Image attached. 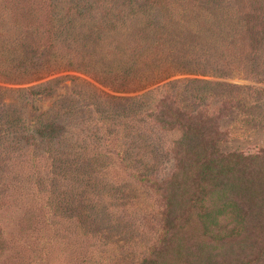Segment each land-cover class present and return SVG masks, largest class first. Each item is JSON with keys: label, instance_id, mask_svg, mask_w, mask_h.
Returning <instances> with one entry per match:
<instances>
[{"label": "rangeland", "instance_id": "1", "mask_svg": "<svg viewBox=\"0 0 264 264\" xmlns=\"http://www.w3.org/2000/svg\"><path fill=\"white\" fill-rule=\"evenodd\" d=\"M229 11L247 23L255 40L250 54L240 55L243 68H218L217 77L174 72L176 57L220 64L217 38L201 32L192 41L185 34ZM159 40L163 52L155 44L151 54L168 60L162 74L146 77L154 66L144 65L137 49ZM191 78L229 84L240 95L218 103L213 98L224 90L209 87L205 95L214 94V108L199 112L196 128L208 134L199 144L205 153L218 150L230 160L220 172L237 178L229 193L248 207L245 224L231 237L227 217L206 231L197 221L193 192L197 184L208 187L199 167L173 170L172 142L191 134L189 120L197 114L186 94L174 100L165 95L161 106L156 89ZM8 119L21 137L17 152L3 146L17 156L0 165V264H142L166 213V198L161 201L155 188L171 197L166 264H264V0H0V122ZM113 133L119 144L107 140ZM42 134L57 136L58 147L44 143ZM6 139L0 137V144ZM114 145L122 164L112 154ZM86 149L109 152L96 159L77 156L86 178L94 180L76 182L65 170L60 187L47 189L54 167L69 166L70 156ZM27 151L41 156V167L35 158L27 161ZM172 171L174 183L167 179ZM137 172L165 181L152 188L133 178ZM29 188L34 194H26ZM80 189L98 204L87 201L77 211Z\"/></svg>", "mask_w": 264, "mask_h": 264}, {"label": "trees", "instance_id": "2", "mask_svg": "<svg viewBox=\"0 0 264 264\" xmlns=\"http://www.w3.org/2000/svg\"><path fill=\"white\" fill-rule=\"evenodd\" d=\"M212 2V0H205V2ZM234 1V0H233ZM154 5H157L155 2H153ZM226 8V7H225ZM199 11V10H198ZM205 12V11H204ZM234 12V11H233ZM232 11L226 12V14L222 17L218 16L214 18V16L211 17L213 20L212 23L206 24L203 22V24H199L200 26L196 27L198 30L194 31L192 33L188 32V29H186L187 34L189 35V38L193 40H198L196 36L200 35L199 33L203 32V34L206 36H213L214 38H217L218 41L221 43L217 45L214 52V57L217 60V62H220L218 65H213L211 61H208L207 59H201L199 58H193L191 61H181L182 57L173 59V66L176 67L177 74L185 73L190 76H202V77H217L220 74L218 73V68L220 70H229V68H236L237 70L241 67V60L242 58H246L247 55L250 54L251 47L248 45L255 44L254 36H252L251 31L248 27L247 29V23L243 25L239 18H236L235 15H233ZM207 13V12H205ZM196 15V14H195ZM235 16V17H234ZM214 18V19H213ZM207 22V21H206ZM208 23V22H207ZM204 27H203V26ZM188 28V27H187ZM201 29L202 31H199ZM212 30V31H209ZM215 30V31H213ZM223 30V31H222ZM221 31V33H219ZM201 34V35H203ZM220 34V35H219ZM196 35V36H195ZM203 35V36H204ZM207 38V37H206ZM222 39V40H221ZM160 43V45H159ZM149 41L141 45V48L137 49V57H140V61L142 60V63L144 65H150L154 66L151 67L153 71L150 73L147 72L146 77L151 76L153 72L155 74L159 75L162 74V67L164 66V61H167L168 58H165L164 55L162 56V59L157 58L156 55L153 56L151 54L152 46L155 44H158L159 49L161 47V52H163L162 48L164 46L163 41ZM225 46L227 48H221L219 47ZM256 52L253 46V52ZM242 55V58L240 57ZM256 56V53H255ZM226 57H231V59L236 58L238 62L236 61L237 65H234L235 62L232 60L229 63L226 62ZM233 57V58H232ZM222 63V64H221ZM150 67H146V69H149ZM231 71V70H230ZM167 76H165L166 78ZM162 79V78H161ZM181 84H186L187 87L182 88L183 86H180ZM213 85V86H211ZM172 86V87H171ZM218 87L220 89H223V94L219 95L218 97L213 98L214 94L212 93H206L208 92L209 87ZM231 85L224 84V83H217V82H210L205 79H199V78H191V79H184V80H178V81H171L167 84H164L157 88L156 91L159 93L161 106L162 103H164V100L167 99V97H171L172 100L176 99V97H180V94H186L188 96V99L192 100V104L195 106L194 114H197V117H194L192 120H189V126L188 130L191 131V134L182 133L180 137L172 142L171 147V154L173 158V170H182L184 167H190L192 165H197L200 169L199 175L203 176L204 179H200L201 182L208 183L204 186L197 184L196 185V191L193 192L194 198L193 202L196 204L198 214L196 215L197 221L201 224L202 228L206 231L210 227H218L219 224V218L227 217L230 219L231 229L229 231V237H231V233L236 232V228H238L241 225H244L247 217L246 210L248 211V207L245 206V203L230 195L229 192L231 190H234L235 183L234 181L237 180V178L233 175L230 176H224L223 172H220V169L222 166H227V156L222 155L220 153H217L218 150H213L209 154L205 153V148L200 147L201 142H205V140L208 139V134L204 133H198L196 132V128L201 123L199 120L201 118V114L199 112H205L207 109L212 110L214 108V104H212L211 99H216L219 102L218 103H227V102H234L235 97H240L238 94H234L230 88ZM233 87V86H231ZM239 88V87H238ZM174 89L173 92L171 90ZM170 93V95H169ZM167 95V97L165 96ZM179 95V96H178ZM205 101V103L200 108L201 102ZM129 105V104H128ZM127 105V107H129ZM133 112V111H131ZM3 126L6 127L5 130H0V137L9 138V140H5L7 143L0 144V165L8 164L10 161H13L15 156L17 154H12L8 148H4L3 146H9L10 149L17 152V149L19 147V144L17 142L19 141V138L21 137L19 135V131L17 127L15 126V121L12 119H8L5 124L3 122H0V127ZM35 130V129H33ZM35 133L36 132H32ZM43 138H41L44 143H54L56 144V148L58 147V142H60L59 138L56 136L51 139V137H48L44 134ZM110 137H107V140L113 141L117 144L121 140L117 134H111ZM42 137V136H41ZM47 140V142H46ZM52 140V141H51ZM56 141L57 143H55ZM11 143V144H10ZM215 146V142L212 143V147ZM32 149V145H30ZM200 150H199V149ZM112 154L115 157V159L119 163H123V154L120 153V151L116 150V147H112ZM43 154H46V151H42ZM29 152L25 154L27 161L29 158L33 159L35 158L38 160V165H40V159L41 156L36 154L32 151L31 156L28 155ZM103 154L107 155L109 152L105 151L100 153L99 151H88L86 149L85 151L76 152L74 155L70 156V164L69 166H64L63 164H58L59 166L54 167V169L51 171L49 175L52 176V181L47 183V189L51 187V185L60 187V183L64 180L61 179L59 176L60 172H64L65 170L68 171L69 177H75L76 182H81L83 179H87L89 182H92L94 178H86L87 177V170L86 168L81 166L83 164L80 159L77 157L78 155L84 157L85 159H96V157H105ZM228 157H234L236 159H245L242 155H234L229 154ZM62 157H60V160ZM46 160H51V156L47 155ZM25 161V158L23 159ZM43 162V161H42ZM42 164V163H41ZM41 167V165L39 166ZM233 167V166H232ZM51 170V169H50ZM57 170V173L54 171ZM238 173V171L235 170V168H231V171ZM68 177V178H69ZM176 172L172 171V174L168 176L167 179L172 181L173 183L176 181ZM133 178L137 182H143L145 184H148L150 187L153 188V186L158 182L159 184H162L164 180H155L154 178L147 176V175H141L138 172L133 174ZM68 181V179H67ZM153 185V186H152ZM172 185V184H170ZM52 186V187H53ZM157 186H159L157 184ZM51 187V188H52ZM82 188H86L85 185H81ZM28 192L26 194L32 195L34 194L31 192L32 189H27ZM161 189L155 188L154 192L157 194V196L160 197L161 201H165V214H162L163 217H159V232L153 241V244L148 247L147 253L142 258V264H166V262L163 261L164 259V253L165 249L167 247V244H170L173 241V235L170 231L169 223H168V217L170 215V205L171 204V197L168 193H163L160 191ZM48 192V191H47ZM79 197H77V203L75 204L77 211H80L81 204H87V201L91 204H98L99 201H93L91 200L86 194L85 191H81L79 193ZM88 198V199H87ZM86 199V200H85ZM30 201V200H29ZM60 201V200H59ZM56 197H54V202H59ZM84 203V204H83ZM91 204V206H92ZM60 204H56L55 208H58ZM90 207V206H89ZM54 209V208H53ZM55 233V231H54ZM227 236H224L222 238H229ZM56 240V236L53 237L52 240ZM216 240V239H214ZM218 241H222L224 239H217ZM56 242V241H54ZM51 243H47V245H50Z\"/></svg>", "mask_w": 264, "mask_h": 264}]
</instances>
